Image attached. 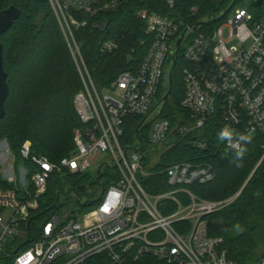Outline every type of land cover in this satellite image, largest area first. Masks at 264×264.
Wrapping results in <instances>:
<instances>
[{
	"label": "built area",
	"instance_id": "built-area-1",
	"mask_svg": "<svg viewBox=\"0 0 264 264\" xmlns=\"http://www.w3.org/2000/svg\"><path fill=\"white\" fill-rule=\"evenodd\" d=\"M254 1L258 7L255 16L244 5L228 14L232 5L224 21L209 32L200 29V20L209 18H197V5L185 9L178 0H165L164 11L142 7L136 15L146 23L150 37L144 58L136 69L120 72L110 86L99 89L69 25V20L78 22L68 12L71 7L93 12L97 0H51L84 83L74 96L82 124L74 132V149L59 160L32 153V142L24 140L22 159L16 166V156L4 140L6 147L0 154L8 164L4 179L14 187L0 189V249L12 257L11 264H82L95 254L105 256L109 264H138L144 255H154L165 264H246L228 256L224 236L210 235L206 219L208 213L226 206L239 192L234 197L212 200L188 188L212 180V166L178 161L162 168L170 188L161 193H148L142 178L151 173L148 166H156L165 148L201 128L217 113L227 122L240 125L241 134L248 139L264 133V0L259 4ZM119 4L113 0L104 8L113 11ZM227 26L231 36L225 39L223 28ZM181 36L179 49L189 40L184 48L189 65L184 69L186 95L182 106L190 111L191 122L173 125L165 116L151 115L160 112L157 93ZM235 37L240 46L229 44ZM118 47L117 39H106L100 51L113 52ZM147 112L145 123L154 118L148 140L123 141L128 118ZM108 158L115 160L118 172L105 182V174L100 172L102 167L108 168ZM26 160L36 166L34 170ZM93 166L102 191L93 208L82 215V222L74 218L77 208H65L63 215L54 213L41 225L40 235L29 246L5 251L26 234L28 238L26 223L53 174H83ZM110 192L120 193L119 204L103 211L115 203ZM255 264H264V255Z\"/></svg>",
	"mask_w": 264,
	"mask_h": 264
},
{
	"label": "trees",
	"instance_id": "trees-1",
	"mask_svg": "<svg viewBox=\"0 0 264 264\" xmlns=\"http://www.w3.org/2000/svg\"><path fill=\"white\" fill-rule=\"evenodd\" d=\"M112 1L97 0L93 4V12L73 7L68 11L78 22L69 20V25L99 89L110 86L120 72L136 69L146 54L150 37L145 31L146 23L136 15L137 10L142 7L167 10L165 0H119L115 10L104 8ZM237 1L178 0V5L185 9L191 5L199 6L197 18H209L200 20L203 23L200 29L209 32L224 21L225 12ZM14 4L21 9L22 15L0 38L5 45V69L9 72L10 86L5 104L6 116L0 119V142L5 139L9 142L16 156V166L22 159L20 148L24 140L32 142V153H42L59 160L75 146L74 131L82 122L75 108L74 96L84 83L51 0H0V9ZM39 18L40 21H37ZM106 39H117L119 47L113 52H101V42ZM167 65L169 68L157 93L160 112L156 116L167 117L173 125L189 124L190 111L182 106L186 95L184 69L189 62L182 48L174 60L169 59ZM170 87L171 92L165 98ZM150 112L128 118L121 137L123 141L148 140L151 121L145 123V120ZM226 126L241 133L240 125L227 122L217 113L201 128L181 136L162 151L156 166H148L151 173L142 178V183L148 193H161L170 188L162 168L178 161L212 166L215 172L212 180L193 183L188 188L199 197L212 200L229 198L239 192L226 206L206 215L208 233L224 236L223 246L228 249L230 258L255 264L264 255V231L260 230L261 226L264 228V133H256L244 143L247 152L240 161L242 166L237 167L233 163L234 153L227 149L225 143L217 140L218 133ZM25 163L33 170L36 167L27 160ZM106 169L102 167L100 173L104 175ZM83 180H88L91 185L101 183L97 172L89 176L63 171L49 178L47 191L38 197V207L26 223L28 238L14 250L24 249L38 238L41 225L50 219L49 213L58 208L60 196L75 188L73 181L78 184ZM11 187L14 185L4 179L0 157V189ZM83 189V186L75 188L80 197ZM80 197L74 201L72 198L61 206L77 210L93 208L96 199L83 201ZM237 224L243 227L242 233L236 231ZM11 263V256L0 255V264ZM82 264H109V261L105 256L95 254ZM138 264L165 263L154 255H144L139 258Z\"/></svg>",
	"mask_w": 264,
	"mask_h": 264
},
{
	"label": "rangeland",
	"instance_id": "rangeland-1",
	"mask_svg": "<svg viewBox=\"0 0 264 264\" xmlns=\"http://www.w3.org/2000/svg\"><path fill=\"white\" fill-rule=\"evenodd\" d=\"M241 5H244L248 10H249V12L250 13H252L254 16L257 14V11H258V7L256 6V5H253V0H238L235 4H234V7L228 12V14H230L231 12H233L234 11V9L236 8V7H238V6H241ZM59 20V19H58ZM37 21H40V18L37 20ZM230 32V27L229 26H227V27H224L223 28V34H224V38L225 39H228V38H230V36H231V34L229 33ZM188 42H189V40H185V42L183 43V45L181 46V48H182V50L183 51H185L184 50V48L186 47V45L188 44ZM229 44L230 45H237V46H240L241 45V42H240V40L237 38V37H235V38H232V39H230L229 40ZM247 44H248V42H247ZM71 50V49H70ZM184 81H185V78H184ZM157 115V111L156 112H154L151 116H156ZM156 118H159V116H157ZM154 119V118H153ZM153 119H151V120H149V121H151V124H150V126H149V128H150V131H151V129H152V127H153V124H154V120ZM76 130V129H75ZM75 132V131H74ZM5 147H6V142H4V140L3 141H1L0 142V154H2V151L5 149ZM3 156V155H2ZM1 155H0V157H1V162H3L2 163V171H3V176L6 178L7 177V173H6V168H7V161H4V157H2ZM107 162H108V168L106 169V171H105V175L103 176V181H108V182H110V177H109V175H114V174H116L117 172H118V167L117 166H115V164H116V162H115V160L114 159H112V158H108L107 159ZM94 167V169L92 168V170H90L89 172H86V173H84V174H87V175H91V174H94V172H95V166H93ZM72 184H73V186L75 187V188H78V187H80V186H83L84 187V189H83V191H82V193H81V197L76 193V190H75V188H72V191L70 192V193H64V194H62L61 196H60V199H59V201H58V208L54 211V212H51V213H49L50 214V216L52 215V214H54V213H56V214H61V215H63L64 214V208H63V206H61L63 203H65V202H68V201H70V200H72V198H73V200H75V199H77V198H81L83 201L84 200H87V199H89V198H91V200H93V199H96V198H99L100 197V194H101V191H102V188H101V185H91V182H89L88 180H83V181H81V182H78V184L77 183H75L74 181L72 182ZM88 192V194L85 192ZM89 194H91L90 196H88ZM237 194V193H236ZM236 194H234L233 196H231V197H234ZM230 198V197H229ZM61 206V207H60ZM87 210H81V209H79V211H78V213L76 214V215H74V218L77 220V222H82L83 221V217H82V215L86 212ZM48 214V215H49ZM47 215V216H48ZM45 219L47 218V217H44ZM41 223V222H40ZM263 230L264 231V228L261 226L260 227V230ZM261 230V231H262ZM26 237H27V234L25 235V236H23L22 238H19L16 242H14V243H12V244H10V246H7V247H5V251H7V252H10V251H12V250H14V248L16 247V246H18L19 245V243H22L21 241H24V239H26ZM1 254H5V252L2 250V249H0V255Z\"/></svg>",
	"mask_w": 264,
	"mask_h": 264
},
{
	"label": "water",
	"instance_id": "water-1",
	"mask_svg": "<svg viewBox=\"0 0 264 264\" xmlns=\"http://www.w3.org/2000/svg\"><path fill=\"white\" fill-rule=\"evenodd\" d=\"M254 3H261V0H255ZM232 6H230L229 9H231ZM227 11L225 13H227ZM22 11L21 9L16 5H11L7 8L0 9V38L1 35L4 34L9 30V28L15 23V21L21 17ZM183 40V36L178 38L177 40V48L176 52L174 55V59L176 58L178 52H179V47L181 45V42ZM4 50H5V45L2 41H0V119H3L6 116V107L5 104L7 102V98L10 92V86H9V72L6 71L5 69V57H4ZM170 79V84H172V79H171V72L169 75ZM171 92V87L168 90V94ZM73 212L74 209L72 210Z\"/></svg>",
	"mask_w": 264,
	"mask_h": 264
},
{
	"label": "clouds",
	"instance_id": "clouds-1",
	"mask_svg": "<svg viewBox=\"0 0 264 264\" xmlns=\"http://www.w3.org/2000/svg\"><path fill=\"white\" fill-rule=\"evenodd\" d=\"M217 140L221 143H225L228 150H231L234 153L233 163H236L237 167H241L242 164L240 161L243 160L247 149L244 146V143L248 141V137L244 134L237 133L234 129L226 126L220 130L217 135ZM250 142V141H249ZM110 196L115 198V203L104 207L103 211H111L113 208L117 207L119 204L120 193L119 192H110ZM257 195H259L257 193ZM236 231L242 233L244 231L243 227L239 224L235 225Z\"/></svg>",
	"mask_w": 264,
	"mask_h": 264
},
{
	"label": "flooded vegetation",
	"instance_id": "flooded-vegetation-1",
	"mask_svg": "<svg viewBox=\"0 0 264 264\" xmlns=\"http://www.w3.org/2000/svg\"><path fill=\"white\" fill-rule=\"evenodd\" d=\"M169 89H170V88H169ZM169 89H168V90H169ZM167 92H168V91H167ZM167 92H166V94L164 95V96H165V98H166V97L169 95Z\"/></svg>",
	"mask_w": 264,
	"mask_h": 264
}]
</instances>
